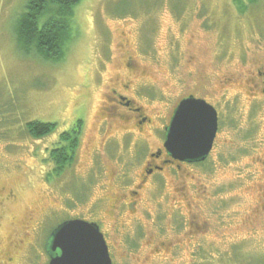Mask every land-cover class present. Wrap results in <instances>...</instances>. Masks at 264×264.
I'll return each mask as SVG.
<instances>
[{
  "label": "rangeland",
  "instance_id": "1",
  "mask_svg": "<svg viewBox=\"0 0 264 264\" xmlns=\"http://www.w3.org/2000/svg\"><path fill=\"white\" fill-rule=\"evenodd\" d=\"M25 1L0 0V264H48L49 231L72 218L98 223L112 264H264V98L251 78L264 72V0H81L56 61L16 48ZM122 85L153 130L105 111ZM189 94L218 112L209 156L137 187L140 155ZM78 119L75 159L54 175L49 150ZM34 121L54 129L30 136Z\"/></svg>",
  "mask_w": 264,
  "mask_h": 264
},
{
  "label": "water",
  "instance_id": "2",
  "mask_svg": "<svg viewBox=\"0 0 264 264\" xmlns=\"http://www.w3.org/2000/svg\"><path fill=\"white\" fill-rule=\"evenodd\" d=\"M217 131L216 112L210 104L192 95L182 99L166 127L167 153L186 161H203ZM45 251L48 264H111L108 248L95 222L69 219L49 234Z\"/></svg>",
  "mask_w": 264,
  "mask_h": 264
},
{
  "label": "trees",
  "instance_id": "3",
  "mask_svg": "<svg viewBox=\"0 0 264 264\" xmlns=\"http://www.w3.org/2000/svg\"><path fill=\"white\" fill-rule=\"evenodd\" d=\"M80 1L26 0L25 10L17 17L13 30L16 48L44 60H58L62 53L57 49L66 39L72 8ZM25 128L33 137H43L54 129L53 124L41 121L27 122ZM80 129L81 121L78 120L68 131L60 133L58 144L49 150L52 174L63 172L74 161Z\"/></svg>",
  "mask_w": 264,
  "mask_h": 264
},
{
  "label": "flooded vegetation",
  "instance_id": "4",
  "mask_svg": "<svg viewBox=\"0 0 264 264\" xmlns=\"http://www.w3.org/2000/svg\"><path fill=\"white\" fill-rule=\"evenodd\" d=\"M134 66H135L134 62H130V63L126 64V67L130 68V69H132ZM254 76H252L251 78L254 79V84H255L256 88H259V89H257L260 92L259 96L264 98V72L256 71ZM126 88H128L126 85H122V87L120 86V88L114 87V88L110 89V91L107 94L105 111L108 114H111L112 116H116L117 118H123V119H126L128 117V115H131L132 121L137 125L136 126L137 130L142 132V133L146 129L147 130L148 129L153 130L154 127L149 126L150 124H147L148 122H151V119L147 115H145V114L143 115L141 113L140 106L134 104L132 99L129 98L127 95H125L122 92V90L126 89ZM189 95H191V94H189ZM210 105L213 106L212 104H210ZM213 108L215 109V111L217 113V129H218V112L214 106H213ZM173 109H172V112H173ZM254 112H256L255 108L252 109L251 113L254 114ZM171 115H172V113H171ZM171 115H170V117H171ZM170 117H169V119H170ZM78 120L81 121V128H82L83 122L81 119H78ZM68 130H65V131H68ZM159 131L162 133L161 146L156 147L151 152L144 153V155H142V156L140 155V158L142 160L140 162V164L142 163V165H143V175H141V176L139 175L137 177V180H138L137 187H143V186L147 187V185L149 184L150 178H152L155 175L163 174L164 171L172 170V171L176 172L177 170L182 169L183 165H195V164L201 165L203 163V161L202 162H196V163H188V162L180 161L178 159L171 157L167 153V150L164 146V142L166 139V124H164L162 126V128L159 129ZM62 132H64V131H62ZM81 133H82V129H80V135H81ZM216 135H217V133H216ZM216 135H215V138H216ZM215 138L213 140V144H214ZM213 144H212V146H213ZM209 154H208V156H209ZM146 187H144V188H146ZM135 193H136V191H133V190L130 191V195L132 197H130L129 199H125L127 201H130L127 204L122 203L124 208H125V206H127L131 210L134 203L137 200H139V199H135V197H136ZM72 219H74V218H72ZM99 230L102 232L100 227H99ZM50 232L51 231H49V234H50ZM49 234H48V236H49ZM102 234H103V237L105 239L106 244L108 245V241L106 240V237L104 236V232H102ZM48 236H47V238H48ZM46 241H47V239H45L44 249H45ZM173 244H176V243H173ZM108 248L110 249L109 245H108ZM47 257H48V255H47ZM48 260H49V258H48ZM12 261H13L12 258H6L4 260L5 263H9Z\"/></svg>",
  "mask_w": 264,
  "mask_h": 264
},
{
  "label": "bare ground",
  "instance_id": "5",
  "mask_svg": "<svg viewBox=\"0 0 264 264\" xmlns=\"http://www.w3.org/2000/svg\"><path fill=\"white\" fill-rule=\"evenodd\" d=\"M212 108H213V106H212ZM213 109H214V108H213ZM214 110H215V109H214ZM215 112H216V111H215ZM216 118H217V113H216ZM79 136H80V135H79ZM164 146H165V145H164ZM198 162H202V161H198ZM68 220H69V219H68ZM64 221H65V220H64ZM57 225H58V224H57ZM54 228H55V227H54ZM54 228H53V229H54ZM53 229H52V230H53ZM52 230H51V231H52ZM50 233H51V232H50ZM47 240H48V238H47ZM46 243H47V241H46ZM45 245H46V244H45Z\"/></svg>",
  "mask_w": 264,
  "mask_h": 264
}]
</instances>
